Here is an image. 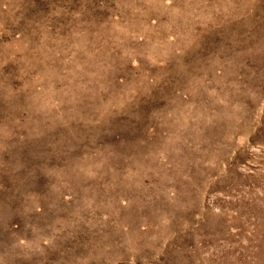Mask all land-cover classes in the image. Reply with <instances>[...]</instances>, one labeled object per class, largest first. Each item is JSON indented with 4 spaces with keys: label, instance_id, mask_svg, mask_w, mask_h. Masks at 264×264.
Returning a JSON list of instances; mask_svg holds the SVG:
<instances>
[{
    "label": "rangeland",
    "instance_id": "rangeland-1",
    "mask_svg": "<svg viewBox=\"0 0 264 264\" xmlns=\"http://www.w3.org/2000/svg\"><path fill=\"white\" fill-rule=\"evenodd\" d=\"M0 264H264V0H0Z\"/></svg>",
    "mask_w": 264,
    "mask_h": 264
}]
</instances>
